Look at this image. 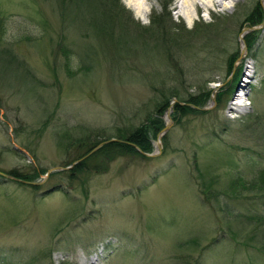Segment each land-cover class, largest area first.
Instances as JSON below:
<instances>
[{
    "label": "rangeland",
    "instance_id": "obj_1",
    "mask_svg": "<svg viewBox=\"0 0 264 264\" xmlns=\"http://www.w3.org/2000/svg\"><path fill=\"white\" fill-rule=\"evenodd\" d=\"M58 1L56 6L54 0H0V173L64 167L67 156L60 144L66 139L97 131L108 138L118 126H139L152 112L158 88L169 86L176 75L193 94L211 74L215 82L207 84L211 94L201 107L186 104L195 112L175 118L176 98L169 101L171 122L162 135L167 144L161 138L156 151L155 133V156H119L103 173L85 178V194L78 182L60 177L26 180L36 185L21 180L19 186L16 180H0L1 262L18 264L32 255L39 256L38 264H263L253 249L225 238L222 224L197 199L194 168L219 182L236 175L252 178L264 168V22L241 27L259 0H231L227 8L224 0L220 7L197 12L188 6V19L178 11L181 0H144L143 10L119 0L141 26L152 23L142 19L169 11L175 25L169 32L182 37L180 45L167 38L155 42V28V37L142 42L146 49L142 39L114 45L123 34L116 23L102 42L99 30L106 18L99 0H94V19L86 23L82 18L92 16L84 12L88 1L66 8ZM136 22L129 24L136 28ZM197 23L204 31L192 32ZM246 29L256 33L251 51L243 39ZM105 43L102 53L109 58L95 56V47ZM232 52L238 53L233 70L241 65L242 72L216 104L217 90L232 76L225 72ZM84 54L92 70L78 74ZM16 61L32 68L31 77ZM165 111L160 130L168 121ZM226 205L243 213L235 202ZM176 238H196L199 244L175 248Z\"/></svg>",
    "mask_w": 264,
    "mask_h": 264
},
{
    "label": "trees",
    "instance_id": "obj_2",
    "mask_svg": "<svg viewBox=\"0 0 264 264\" xmlns=\"http://www.w3.org/2000/svg\"><path fill=\"white\" fill-rule=\"evenodd\" d=\"M56 1L57 0H54V3L57 6ZM86 1L89 2L90 7L86 6L89 10H84V12L90 11L92 15L94 10L96 9L94 0ZM72 3L77 6L76 0H59L58 6H60L59 8H61V4H64V8H66ZM100 3L104 7L101 14L106 18L105 23L101 24L102 27H100L99 30L100 35L102 37L105 36L102 42H105L109 38V34L113 33L114 25L116 23L119 28L115 29H120V34L123 33L121 35L119 34L120 37L115 40L116 43L114 45H116L118 48L123 46L127 38L129 40H136L138 42H140V39H142L140 42L142 44L145 39L148 40L149 38L150 40L155 37V31L156 33H158L156 29L159 30V37L156 36L155 42L158 41V38L161 40H165L167 38L170 41H175L173 42L175 46L180 45V42H177V39L181 40L182 37L180 35H171L169 32V30L174 29L175 27V25H173V22H170L171 19L169 17V11H164L160 16H155L154 14L156 18L152 17L149 21V23L152 22L151 26H141L135 21L137 25L136 28H134L133 26H130L129 22H135L131 19V16H129L130 14H127L125 12L123 6L119 3V0H99V4ZM254 7V12L252 13V15H250L252 18L246 20V23H244V25L241 27H250L252 25L254 26L260 24V22L263 21V8L258 4V2H255ZM82 19L85 20L86 23L87 21H92V19H94V16L92 15L91 18L84 16ZM2 24L3 20L1 19L0 15V28ZM82 29H84V27H82ZM211 29L212 31L214 30L213 27ZM198 30L204 31L202 30L201 24L199 23H197V25L193 27L192 32H198ZM255 34L256 33H254V31H250L245 36H243V39L245 40V47L249 51L252 50L251 48L256 42V38L254 36ZM184 35L187 34L183 33V36ZM91 36L94 37L93 33ZM107 45L108 44L105 43L100 48L95 47V56L108 57L104 56L102 53L103 47ZM142 46L144 49L148 47V45L144 43L142 44ZM161 49L166 53V48ZM61 51L64 57L68 59V52H66L65 49H62ZM236 55H238V53L232 52L226 58L225 72L226 74H228V76L231 74L232 76L226 86L224 85L217 90L215 98L216 104H219L221 99H223L222 97L225 94H228L229 89H232L234 84L237 83L236 81L238 80L239 76L241 75V65L237 66L232 71ZM83 56L86 55L84 54L79 56V58H81L82 60V63L80 65V69L78 70V74H84L85 72L89 73L92 70L91 65L87 62V60L89 61V58L87 56V58H84ZM16 62L17 67H20V69H22L24 72L26 71L31 77L30 73L34 72L32 68L26 67V63H24V61ZM87 63L89 64V66H87ZM76 73L77 72H74L69 76H73ZM211 82H215L213 79V74H211L209 78L204 80V85L200 86V88L197 89L198 92L193 94L186 91L187 89L185 88V84H183L184 81L181 82L178 78V75L174 76V79L169 84V86H161L160 88H158L156 94L150 101L153 110L145 116L144 121L140 123L139 126L132 127L128 125V127L125 128H121L118 126V128L114 129L115 133L108 136V138L111 137L116 140H122L123 142L108 141V143L98 146V148L92 153V155L90 154L84 160L78 161L77 164L72 168H68L67 170L62 172H52L48 175L50 176V178H66L67 181H70L71 183L78 182V184H80L81 186L80 191L82 192V194H85L86 188L84 181L85 178L89 176V174H95L99 172L103 173L104 171H106L107 167H109L110 161L119 158V156L126 157L133 155L141 157V153L135 150L132 144H134V146L139 150H143L145 153H151V151L153 150L151 138L155 136V133H158L160 127L163 125V118L160 117V112L166 110L169 101L172 98H176V102L173 105L174 111L172 110V114L175 118H177V116L181 117V114L186 115L187 113H190L191 110L195 112L196 110L194 108H190L185 104H194L195 106L201 107L203 105L202 103L205 102L211 94V91L207 89V84ZM224 87H227V93L223 89ZM180 102H183L184 105H178V103ZM45 126L46 123L43 122V124L41 125L42 128H40L38 131L40 132ZM92 133L93 132H88L85 138H82L81 140L77 139L76 141H72L68 138L65 140V142H61L60 145L64 148H62L61 146L60 147L61 149H64V152L67 156V159L63 163L65 164L64 166L69 165L78 157H83L88 153L87 151L90 148L92 149L94 146L98 145L100 141L108 140V138H106V136L101 134V132L99 131L95 132L97 134L93 136ZM161 138L164 141L163 145H166V138L164 136H161ZM73 153L76 154L72 156ZM194 168L198 172L197 176L199 178V181L196 179L198 181L196 183L198 189V193L196 195L197 199L202 203V205H204L205 207L207 206L213 212L214 219L222 224L221 228L224 229L223 233L226 234L225 238L233 241L236 244H240L236 246H241L244 249H253L262 259L261 262H263L264 264V168L255 170V173H252V178L248 177L247 179H245L239 175H236L233 179L227 180L226 182H219L217 178L210 177L211 175H204V171L202 170L201 172L200 168H198L197 165H195ZM46 169H36L32 172H29V170L26 171L25 169V171H23L18 167H14L10 171H6L5 173L10 177H13L14 179L12 181L16 180L14 182H16V184H18L19 186V181L21 180H29V182H35L36 180L41 181ZM0 180L6 181L7 178L3 179L0 177ZM26 185L35 191L38 189L37 186L36 188L35 186L31 187L29 184ZM20 186L23 187V185ZM228 200L231 202H235L237 205L241 206V208H243V213L242 211L236 213L234 210L230 209L229 206L226 205ZM57 229L58 228L55 227L54 230ZM52 230L53 229H51V231ZM175 243H178L175 248H177L178 245H190L191 247H197L199 244L196 238H188L186 241L176 238ZM50 250H45L46 254H49ZM39 259V256L33 257L31 255L25 259L19 258L18 264H38V262H40ZM6 264H15V262L9 261V263Z\"/></svg>",
    "mask_w": 264,
    "mask_h": 264
},
{
    "label": "water",
    "instance_id": "obj_3",
    "mask_svg": "<svg viewBox=\"0 0 264 264\" xmlns=\"http://www.w3.org/2000/svg\"><path fill=\"white\" fill-rule=\"evenodd\" d=\"M259 5H261L262 6V8H263V11H262V17H263V21L262 22H260V25L264 22V4H263V0H259ZM251 29V28H250ZM250 29H246V31H250ZM239 39H240V42L242 43L241 44V51L244 49V46H243V43H244V40L243 39H241V36H239ZM240 56V55H239ZM236 63H234V65H235ZM234 65H233V67H232V70H233V68H234ZM214 96H215V90L213 89V93H212V95H211V99H210V101L211 102H213V98H214ZM174 103L175 102V100H171L170 101V104L171 103ZM170 104H169V106H170ZM180 104H183V102H180V103H178V105H180ZM184 105V104H183ZM186 105V104H185ZM170 110L171 109H167L166 111H165V116L168 118V121H166L165 123H164V126L162 127V129L160 130V132L159 133H157V135H156V141L155 142H153L152 144H153V146H154V148L156 149V151H158V150H160V148H161V145H160V143H161V136L169 129V123L171 122V119H170V117H168V113L170 112ZM108 141H122V140H116V139H114V138H108V140H104V141H100L99 143H98V145H96V146H94L92 149H90L89 151H88V154H90V153H92L93 151H95L97 148H98V146H100V145H103V144H105V143H108ZM123 142V141H122ZM134 147V146H133ZM135 148V150H137L139 153L141 152L142 153V155H144V157H151V156H155L156 154H157V152H155V150H153V151H151V153H145L143 150H139L138 148H136V147H134ZM88 154L87 155H84L83 157H78L75 161H73V162H71L69 165H67V166H65V167H62V166H60V165H57V166H55V167H52V168H48V169H46V171H45V173H44V175H43V178L45 179V178H47L48 177V174H50V173H52V172H57V171H65V170H67L68 168H72L74 165H76L77 164V162L78 161H80V160H82V159H84L85 157H87L88 156ZM0 176L1 177H5V178H8V179H13V177H10V176H8L6 173H4V174H2V173H0ZM27 183H29L28 181H26ZM26 182H24V183H26ZM30 185H36V183H29Z\"/></svg>",
    "mask_w": 264,
    "mask_h": 264
},
{
    "label": "bare ground",
    "instance_id": "obj_4",
    "mask_svg": "<svg viewBox=\"0 0 264 264\" xmlns=\"http://www.w3.org/2000/svg\"><path fill=\"white\" fill-rule=\"evenodd\" d=\"M223 1L224 0H181V4L178 7L179 8L178 11L180 13V16L188 19L190 17V11L188 10V6L192 7L196 12L198 10L205 11L207 9H210V6H212V4H215L216 6H219V7L222 6ZM232 1H235V0H232ZM145 4H146L145 2L142 5L137 4L135 2V0L133 2V5H135L134 8H136V10L142 9L143 5H145ZM141 14H142V12H141Z\"/></svg>",
    "mask_w": 264,
    "mask_h": 264
},
{
    "label": "clouds",
    "instance_id": "obj_5",
    "mask_svg": "<svg viewBox=\"0 0 264 264\" xmlns=\"http://www.w3.org/2000/svg\"><path fill=\"white\" fill-rule=\"evenodd\" d=\"M121 2L124 3L126 6H131V4L134 2V0H121ZM135 2L137 4H141L142 5L144 3V0H135ZM230 4H231V0H225L224 7L227 8V7L230 6ZM142 22L144 24L149 23V21L147 19H142Z\"/></svg>",
    "mask_w": 264,
    "mask_h": 264
}]
</instances>
